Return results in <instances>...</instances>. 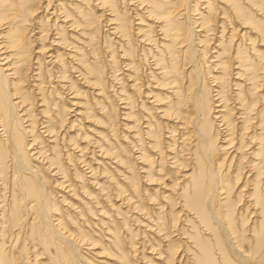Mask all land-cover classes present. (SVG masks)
<instances>
[{
	"label": "rangeland",
	"instance_id": "1",
	"mask_svg": "<svg viewBox=\"0 0 264 264\" xmlns=\"http://www.w3.org/2000/svg\"><path fill=\"white\" fill-rule=\"evenodd\" d=\"M10 1L17 15L22 14L26 4H45V0ZM65 1L79 5L77 11L69 4L70 8L64 5V9L50 15L48 8L45 22L43 7H38L34 19H41L48 39L57 32L68 45L81 47L72 40H85L77 35L80 33L88 44L78 50L75 58L62 55L59 62L63 66L59 62L47 64L53 69V73L49 70L51 75L41 69L36 81L40 82L39 90L32 88L26 78L17 85L18 93L27 98L29 114L19 123L32 121L29 132L22 133L20 155L10 147L0 121V264H85L75 260L55 231L45 226L41 210L52 215L53 229L72 233L78 241V254L94 264H264V0H209L210 11L203 7V0H146L155 3L154 10L177 29L171 30L177 34L175 38L168 34V49V37L157 26L133 24L132 33L127 20L134 12H126L129 5L107 0L125 23L122 41L105 30L108 26L103 16H98L94 0L88 4L79 0L84 5L77 0ZM56 3L51 0L50 5ZM231 8L253 27L251 37L239 36L236 28L241 21L231 22ZM67 12L68 18L78 24L74 30L77 32L69 30V23L66 29L57 28ZM199 12L205 15V31L193 35L191 29L196 30V22L201 21ZM144 20L148 25L150 21ZM137 26H141L143 37L135 33ZM35 31L37 28L26 30L21 41L31 67H36L29 61L31 50L44 43L34 39L28 44L37 36ZM11 34L17 32L12 30ZM217 47L223 50L219 56L223 63L218 68L212 63L215 57L211 52ZM230 53L246 67L244 76L249 78L248 83L238 82L237 89L231 85L238 69L230 68L231 63L237 65L229 59ZM78 59L86 79L95 85L85 86L79 79L75 64ZM252 71L255 77L251 79ZM33 72L36 70L32 68ZM58 75L64 76L65 81L59 83H64V89L55 86ZM212 75L221 77L223 83L225 120L230 122L225 138L223 126H218L217 120L213 122L212 112L195 124L187 117L192 111L191 93L200 97L214 93L209 88L210 83H216ZM75 90L79 91L84 113L73 120L67 101ZM37 91L43 93L46 118ZM145 93L155 95L159 109L150 107L148 114L141 111L142 105L149 106L147 101L152 100L144 97ZM160 109L171 120L178 116L185 124L175 126L161 118L165 115L157 112ZM141 115L144 120H140ZM47 118L53 128L50 132L41 127ZM146 122L152 137L147 130L144 132ZM202 124L205 141L193 129ZM223 139L226 144L221 143ZM202 144L209 147L211 158L202 152ZM29 145L32 148L28 149ZM38 150L39 155L33 159V152ZM98 150L109 155L102 160ZM85 162L90 163L91 170ZM35 167L45 179L42 206L20 185L32 177L30 171ZM196 191H207L217 216L227 214L220 217V226L226 231L222 232L209 218L204 217L203 222L190 210L196 203ZM232 242L238 252L231 249ZM89 244L95 248H89ZM176 245L181 247L173 254Z\"/></svg>",
	"mask_w": 264,
	"mask_h": 264
},
{
	"label": "bare ground",
	"instance_id": "2",
	"mask_svg": "<svg viewBox=\"0 0 264 264\" xmlns=\"http://www.w3.org/2000/svg\"><path fill=\"white\" fill-rule=\"evenodd\" d=\"M12 1H15V0H12ZM59 1V2H57ZM61 1V2H60ZM79 1V0H77ZM95 1V4H93L96 8V10L98 11V16H103L104 20V25H107L108 26V29H105L107 30L108 33L112 34V38H115L116 40H122L121 38H124L126 35L125 33V23L122 22L121 18H119V14L118 12H114L112 10V4L111 3H108L107 0H94ZM205 4V6H203L204 8H206L207 10L206 11H210V1L209 0H203ZM219 1V0H218ZM22 2H29V0H22ZM50 2L51 0H45V4L42 6V4L40 5H37V6H29V5H24V8H23V11H22V14L20 15H17L15 14L14 12L16 11V7L14 8L13 7V2H11L10 0H0V121H2V126H3V131L6 133L5 134V138L7 139V141L9 142V145L10 147L13 149V151L15 150L17 152V155H20V144L22 142V133L24 132H29V129L32 127V121H30V119H25L24 121L27 122L26 124L22 125L20 124L19 122L21 121L22 122V119H24V116H28L29 114L27 113V98L24 97V95L21 93L19 94L18 91H19V88H17V85L20 84L21 82L24 81V78L26 79H29V81L32 82V84L30 85L32 88H36L37 90H39L37 88L38 84L40 83H37L36 81L38 80L37 79V74L40 72V70L44 69V71L46 73H49L50 74V71L53 70L50 66L47 67L48 65H52V63H57L60 61V58L61 56H65V58H69L71 59V57H74L76 56L77 54H79L78 50H80V48L84 45H87L88 41H87V38L82 36V34L80 33H77V35L81 36L82 38H84L85 40L83 41H80V40H74L72 39L71 37V34H68V38H71L73 41L77 42V44L79 43L80 45H82L81 47H78L77 45H68L64 39H62L57 32H55L56 35H53L51 37V39H48L47 35H46V27H43L42 26V23H41V19H38V20H35L34 19V16L37 14V9L38 7H43V11H42V18H45V22L47 20V16L45 15L46 12H48V8H50V12L49 14L50 15H54L56 13V11L58 12L60 9H64V5L65 6H68L69 4L72 5L71 9L72 8H75L74 11H77L78 9V6L79 5H76L74 3H71V2H66L65 0H54V4L53 6L50 5ZM92 3L93 0H86V3ZM119 3H123V5H129L127 8H126V12L128 13L129 11H133L134 12V16L133 15H129L128 16L130 18H128V22L127 23H131V31L132 33H134V28H132V25L133 24H137V25H142V26H146V27H152V26H157L160 30H161V33L163 36H166L168 37V39L166 40L168 43L165 44L166 46V49H168V46H171L170 44V37L168 34H171L173 36H171V38H175L176 37V33H173V31L171 32V30H175L176 32V28L173 27L171 24L168 23V19H163L162 17V14L158 12V10H154L155 8L153 7V5L155 3H153L152 1H146V0H118ZM222 2V1H221ZM79 3H82L81 1H79ZM172 3V2H171ZM83 4V3H82ZM120 4V5H121ZM197 4V2L195 3ZM70 5H69V8H70ZM84 5V4H83ZM130 5H134V7H130ZM228 7V6H227ZM232 12L230 11V14H231V17L232 20L231 22H238V20H240L241 22H239V24H237V28L236 30L239 32V36H243L245 34H247V36L250 35V33L253 34V30L252 28L253 27H250L249 23L246 22L245 20L246 19H242L240 18V15L239 14H236L234 12L235 9L231 8ZM62 11V10H61ZM73 11V12H74ZM60 13V12H59ZM132 13V12H131ZM130 13V14H131ZM167 13H170L169 11H167ZM203 13V12H202ZM201 12H199V22H196V26L198 27L196 30L193 28L191 29V32L193 35L197 34L198 35V32L200 33V31H205L203 30L202 27L205 26V22L204 21V17L202 15ZM198 14V13H197ZM63 18L61 19V22H63L61 25L58 24L56 25L57 28H63V29H66L67 27H65L66 23H69V30H73V32H77V31H74L78 24L74 23L72 20H70L68 17L70 16V13L67 12L66 14H62ZM77 15V14H76ZM109 15V16H107ZM16 16H20L19 19H16ZM111 16V17H110ZM205 16V15H204ZM230 16V15H228ZM222 17V15H221ZM224 17V16H223ZM55 19L59 18V16H55L54 17ZM226 18V17H225ZM228 19L226 18L227 20H231V19ZM54 19V20H55ZM133 19H137L138 21L133 23ZM144 19H147L149 20V24L148 25H145L144 24ZM194 20V19H193ZM196 20V19H195ZM209 19H207L208 21ZM248 23V24H247ZM222 25V24H221ZM224 25V24H223ZM50 26V25H49ZM71 26V27H70ZM169 26V27H168ZM228 26V25H227ZM21 27V28H20ZM100 27V26H99ZM141 26H137L135 28V33L137 35H140L141 37H143V33H142V28H140ZM193 27V26H192ZM246 27L249 29L247 30ZM33 28H37V31H35L37 33V36H33V35H28L29 36H33L32 40H30L28 42L31 43V41H33L34 39L35 40H43L44 43L40 44L36 50H31L32 52V55L30 56V60L29 61H33V63L36 64V67H31L30 64L28 62H26L27 60L25 59L24 56H26V52L21 49L23 46H21V41L23 39V33L26 31V30H33ZM157 28V29H158ZM205 28V27H204ZM152 29V28H151ZM225 29V28H224ZM14 30L17 32V34L13 35L11 34V31ZM159 30V31H160ZM252 30V31H251ZM220 34L221 31L219 30ZM71 33V32H69ZM135 35V34H134ZM138 36V37H140ZM255 36V35H254ZM140 37V38H141ZM217 37V36H216ZM249 37V39H250ZM197 38V37H196ZM219 38V37H218ZM234 38V37H233ZM134 39V38H133ZM139 39V38H137ZM148 40V39H147ZM252 40V39H251ZM123 41V40H122ZM156 41V40H155ZM47 42V44H46ZM158 42V40H157ZM155 42V43H157ZM190 42V41H189ZM143 43V42H142ZM164 43V42H163ZM147 44V43H146ZM159 44V42H158ZM197 44V43H196ZM253 44H254V41H253ZM122 45V44H121ZM120 45V46H121ZM144 45V44H143ZM160 45V44H159ZM218 46V45H217ZM143 48V47H141ZM164 48V47H163ZM216 48V47H215ZM235 48V47H234ZM17 49H20V50H17ZM139 49V48H138ZM146 49V48H145ZM189 49V48H188ZM220 47L216 50H212L211 52L214 53V57L212 59V63L214 64V66L216 65V67L218 68V65H221L223 63V61H220L219 60V56L220 54L222 53V49H221V52H220ZM252 51H256L253 50L252 48ZM124 52V53H123ZM123 54L126 55V49L123 50ZM251 52V51H249ZM257 52V51H256ZM147 53V52H146ZM165 53V52H164ZM190 54V53H189ZM264 54V53H263ZM121 55V54H120ZM254 56V55H253ZM80 57V56H79ZM75 58V57H74ZM123 58V57H122ZM121 58V59H122ZM237 56L236 54H232L230 53V56H229V59H232L234 62H236L237 65H235L233 67L232 63L230 64V68H234V69H238L236 70V72L234 73L235 77H233V80L234 82H231V85H233V89H237V87L235 85H239L238 82H247L249 80L248 77L244 76V74L246 75V73L244 72V70H246V67H242L241 64L238 63V59H236ZM27 63V64H26ZM69 63V62H68ZM71 63V62H70ZM26 64V65H25ZM48 64V65H47ZM77 66V69L78 72L80 73V78L79 79H82L83 80V84H85V86H90V84H93L95 85L94 83L92 82H89L88 79H86V76L84 74V72L82 71L83 70V66H82V62L80 61V59H78V63L76 62L75 63ZM47 65V66H46ZM59 65H62L63 64H60L59 62ZM126 65L129 66V63H126ZM30 66V67H29ZM55 66V65H54ZM43 67V68H41ZM131 67V66H130ZM32 68L36 70V72H32ZM128 68V67H127ZM248 68V67H247ZM75 69V67H74ZM155 69V68H154ZM50 70V71H49ZM130 70V69H128ZM52 72V71H51ZM27 73L31 74L30 76L27 75ZM53 73V72H52ZM154 73V72H153ZM156 74V72H155ZM158 74V73H157ZM156 74V75H157ZM251 76L250 77L251 79L253 77H255L254 75V72L252 71L251 73ZM51 75V74H50ZM53 76V75H52ZM56 77V76H54ZM64 76L62 75H58L55 80L56 82V85L57 87L59 88H62L64 89L65 86L63 84H59L60 82L62 81H65L64 79H62ZM213 77V80H215L216 83H210L209 84V88H210V91H214V93L212 95H207V94H204L200 97V95H197L196 93H191L190 95V100L193 102L192 103V111L191 113H189L187 115L188 119H190V122L194 123L195 122H198V120H200L201 117H204V116H210V113L212 112L213 114L211 115L212 116V119H213V122L215 123L217 120V123H218V126H223V131H224V136L222 138H225L227 136V130H228V127L230 126V122H228V119L225 120V107L227 103H225L224 99L225 98H222L223 95H222V88H223V83H221V77L219 76H214L212 75ZM115 78V77H114ZM112 79V78H111ZM128 80V79H127ZM30 82V83H31ZM157 82V81H156ZM173 82V81H172ZM158 83V82H157ZM248 83V82H247ZM191 84V83H190ZM67 85V84H66ZM129 85V84H128ZM160 84L158 83V86ZM229 85V84H228ZM68 86V85H67ZM130 86V87H129ZM128 87L129 88H132L133 87L131 86V84L129 85ZM190 86V85H189ZM260 86V85H259ZM71 88V86H69ZM146 87V85H145ZM194 87V86H193ZM226 87V85H225ZM249 87V86H247ZM69 88V89H70ZM93 88V87H92ZM95 88V87H94ZM158 88V87H156ZM192 88V86H191ZM67 89V88H66ZM195 89V87H194ZM198 89V88H196ZM72 90V89H71ZM245 90V89H244ZM76 91V90H75ZM70 92V94H72L69 98L71 99H68L67 103L70 105L69 107H72V108H69V111L70 112H73V114L71 115L73 117V120L77 119H80V116L82 117L83 115V111H82V104L79 100H78V94L79 91L77 92ZM110 91V90H109ZM192 91V90H191ZM195 91V90H193ZM38 92V91H37ZM35 92V94L37 93ZM44 92V91H43ZM145 92V91H144ZM149 92H151V90H149ZM168 92V91H167ZM38 92V95L40 96V105L41 106H45L43 105L42 102H44V99L41 98L42 94L43 93H40ZM97 95L100 94V92H97L95 93ZM120 94H123L120 92ZM232 95V94H230ZM143 96V95H142ZM172 96V95H171ZM36 98V96H34ZM144 97H151V101H147V102H150L151 104L149 106H143L140 102V105H142V107L144 108V110H141L143 113L145 114H148L150 112V107L152 109H159V107H157V104L159 103H156L158 100H156L157 98H155V95L152 96V94H146L144 95ZM240 100V99H239ZM139 102V101H138ZM239 103V102H238ZM127 104V103H126ZM234 104V103H233ZM242 104L240 103V106ZM207 106V110H204V108ZM191 107V106H190ZM123 108H126V106H124ZM232 108H235L232 107ZM139 109V108H138ZM236 109V108H235ZM238 109V108H237ZM236 109V110H237ZM242 109V108H241ZM248 110V109H246ZM252 111V110H251ZM42 112H44V114L46 113V106L44 107V111L42 110ZM157 112H161L162 115H165L167 117H162L161 118H165L167 119V121L169 120L171 123H173L175 126L177 124H181V125H184L185 122L182 120V118L178 117V116H174L173 118H175V120H171L169 117V114L166 112V111H162L161 109ZM238 112V111H237ZM247 112V111H246ZM125 114V113H124ZM171 114V113H170ZM230 114V113H229ZM241 115V114H240ZM239 115V116H240ZM46 114L43 115V117L46 118ZM128 116H132L131 114H128ZM238 116V115H237ZM243 116V115H242ZM246 116V115H245ZM15 117V120H13V118ZM29 117V116H28ZM126 117V115H125ZM160 118V119H161ZM242 118V117H241ZM59 120H62V119H59ZM126 120V119H125ZM130 120V118H129ZM140 120H144V117L143 115L140 116ZM204 120V119H203ZM63 121V120H62ZM72 121V120H71ZM205 121V120H204ZM241 121V120H240ZM18 122V123H17ZM210 125L212 124V121H210ZM44 123V124H43ZM60 123V122H59ZM148 123V122H146ZM234 124V122H232ZM72 124V123H71ZM71 124L67 127V128H70ZM190 124V123H189ZM188 124V125H189ZM126 125V124H125ZM172 125V126H174ZM213 125V124H212ZM21 126V127H20ZM193 126V125H192ZM42 128H44V131H52V126H50L48 124V118L47 120L45 119L43 122H42V125H41ZM129 128H131V125L128 126ZM144 127V125H143ZM127 128V132H128V129ZM193 129L196 130V133L198 136H200V138L202 140H206V136H205V130H204V125L202 124L201 126H193ZM70 130V129H68ZM67 130V131H68ZM141 130V129H140ZM147 130L149 136H151L149 130H150V124H145V129H144V132ZM220 129H218L217 127V131ZM168 131V130H167ZM222 131V132H223ZM65 132V131H64ZM64 134V133H63ZM219 134V133H218ZM78 135V133H77ZM84 136H87L85 135V133L83 134ZM52 135L49 134V137H51ZM129 136V135H128ZM71 137V136H70ZM69 137V141L71 140V138ZM152 137V136H151ZM53 138V136H52ZM53 140V139H51ZM149 140V138L147 139ZM252 140V139H251ZM6 141V140H5ZM25 141V140H24ZM73 141V140H72ZM249 142H252V141H249ZM7 143V142H6ZM72 142H70L71 144ZM221 143H225L226 144V139H223L221 141ZM230 143V141H229ZM255 143V142H254ZM222 145V144H220ZM231 145V144H230ZM229 145V146H230ZM78 145H75V148L77 147ZM68 147V146H67ZM202 152L204 153V155H207L210 157V152H209V147L207 145H204L202 144ZM220 147V146H219ZM28 149L32 148L30 145L27 147ZM228 148V147H226ZM10 149V148H9ZM102 149V147H101ZM78 150V149H77ZM81 150V148H80ZM99 152L101 150H98ZM39 150L36 151V152H33L35 154V156L33 157V159L37 158V154L39 155ZM73 152V151H72ZM75 152V151H74ZM103 152V151H102ZM100 152L102 160L103 158H106L107 156L105 154H108L106 151H104L103 153ZM238 152V151H237ZM16 154V153H15ZM32 154V153H31ZM41 154V153H40ZM109 155V154H108ZM139 155V154H137ZM136 157V156H135ZM138 157V156H137ZM21 158V157H20ZM42 158V157H41ZM46 158V156L44 157ZM140 157H138L139 159ZM211 158V157H210ZM40 159V158H39ZM44 160V159H43ZM41 160V162L43 161ZM73 160V159H71ZM143 160V159H142ZM212 160V159H211ZM45 162V165H46V160H44ZM48 164L51 166V162L47 161ZM80 162V161H79ZM141 163V161H139ZM144 162V161H143ZM87 167L91 170V165L90 163L88 162H85ZM16 164V163H15ZM19 164V162H18ZM43 164V163H42ZM141 164H145V163H141ZM172 164V163H171ZM17 165V164H16ZM24 165V164H23ZM48 165V167H50ZM53 165V164H52ZM27 166V165H25ZM29 167V166H28ZM44 168V166H42ZM47 167V168H48ZM52 167V166H51ZM30 168V167H29ZM38 168V167H37ZM35 167L34 170H31L30 172L32 173H29L32 175V177L28 178V180L25 182V184H20L21 186H25V190L32 196L34 197L39 204H41L42 206V203H43V186H44V183H45V179L44 177L38 172V169ZM46 168V166H45ZM57 168V167H56ZM24 169V168H23ZM33 169V168H32ZM55 169V168H54ZM58 171L60 170L59 168H57ZM44 170V169H43ZM56 172V171H55ZM95 172V171H93ZM141 172V171H140ZM143 172V171H142ZM94 174V173H93ZM61 176V175H60ZM86 175H84L85 177ZM89 180V178H88ZM91 180H92V177H91ZM151 180V179H149ZM62 182V181H60ZM91 181H89L88 183H90ZM93 183H95V185H98L96 181H94V178H93ZM91 182V183H92ZM59 184V183H58ZM209 191V190H207ZM207 191H203V192H195V196H196V203L193 204L191 207H190V210H194L198 215L201 217V219L203 220V222H205L206 220H204V217L206 218H209L210 220H212L213 222H215V224H218V227L219 229H221V231H226V229L221 225L220 223V217H224L227 215L225 213L223 214H220V216H217L215 213H214V210L212 209L213 206H211L210 204V201H209V198H207V194L208 193H205ZM210 195V194H209ZM208 195V196H209ZM222 198V197H221ZM226 198V197H225ZM251 199V198H250ZM187 206V205H186ZM189 207V206H187ZM263 208V206H262ZM186 209V208H185ZM189 209V208H188ZM261 210V209H260ZM262 211V210H261ZM194 212V213H195ZM195 213V214H196ZM41 218L46 226L50 227L52 230L55 231V233L57 234V236L66 244V246L69 248V252L71 253V255L74 257L75 260H78V261H82L83 263L85 264H94L93 262H91L90 260H86V258H84L83 256H81V254H78V249H76V245H75V242L77 243L78 241H76L73 236H72V233L71 232H68L67 230H56L55 228L53 229V226L51 224L50 221H52L51 217L52 215L51 214H46V211H43L41 210ZM80 215V214H79ZM54 216V215H53ZM208 220V219H207ZM230 224V223H228ZM46 234V233H45ZM40 235V234H39ZM43 238V235H41ZM230 237V236H229ZM43 239L46 240V237H44ZM80 241V240H79ZM82 241V240H81ZM41 242V241H40ZM181 246H178L176 245V249L173 251V254L175 253L176 250H178L177 248H179ZM231 249H233L235 252H238L239 251V248L238 246L235 244V243H231L230 245ZM89 248H95V246H93V244H89ZM172 254V253H171ZM239 255V254H238ZM1 262V261H0Z\"/></svg>",
	"mask_w": 264,
	"mask_h": 264
}]
</instances>
